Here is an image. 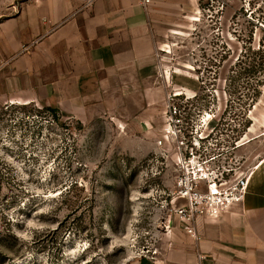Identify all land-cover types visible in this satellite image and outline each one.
Segmentation results:
<instances>
[{
    "label": "rangeland",
    "instance_id": "obj_1",
    "mask_svg": "<svg viewBox=\"0 0 264 264\" xmlns=\"http://www.w3.org/2000/svg\"><path fill=\"white\" fill-rule=\"evenodd\" d=\"M24 1L0 0V19ZM187 1L158 5L171 21L159 26L160 102L118 97L69 113L2 91L0 264L163 259L181 227L168 208L193 142L211 132L244 165L261 154L249 148L264 139V83L254 82L264 76L243 61L260 43L264 52V0Z\"/></svg>",
    "mask_w": 264,
    "mask_h": 264
},
{
    "label": "crops",
    "instance_id": "obj_2",
    "mask_svg": "<svg viewBox=\"0 0 264 264\" xmlns=\"http://www.w3.org/2000/svg\"><path fill=\"white\" fill-rule=\"evenodd\" d=\"M170 1H24L0 19V94L69 113L112 105L118 97L162 101L166 80L157 77V52L165 33L159 26L171 21L158 5ZM176 1L179 9L189 7ZM253 152L261 154L251 161L258 165L241 203L217 217L198 216L196 239L173 228L163 259L133 264H264V139Z\"/></svg>",
    "mask_w": 264,
    "mask_h": 264
},
{
    "label": "built area",
    "instance_id": "obj_3",
    "mask_svg": "<svg viewBox=\"0 0 264 264\" xmlns=\"http://www.w3.org/2000/svg\"><path fill=\"white\" fill-rule=\"evenodd\" d=\"M94 1L85 0L83 6H90ZM142 1L146 5L150 0ZM176 113L174 109L170 116ZM210 135L211 132L199 136L182 155L174 181L176 195L168 208L169 216L175 215L186 234L194 239L198 238V216L217 217L244 200L258 165H244L241 157L231 156L228 147H216L214 141L210 142ZM199 258L205 259V255L200 254Z\"/></svg>",
    "mask_w": 264,
    "mask_h": 264
},
{
    "label": "trees",
    "instance_id": "obj_4",
    "mask_svg": "<svg viewBox=\"0 0 264 264\" xmlns=\"http://www.w3.org/2000/svg\"><path fill=\"white\" fill-rule=\"evenodd\" d=\"M263 46L260 43V46L256 49L253 48V46H250L248 48V51H252V48L254 51L256 52H246V60L243 61L246 64V68L245 70H247L248 72H252V73H263L264 76V52H260L263 48ZM259 50V51H258ZM255 54V55H254ZM259 54V56H257ZM240 59V57H239ZM254 82L256 83V85L259 87L264 83V77L260 76L258 74V76L255 78ZM50 107V106H48ZM51 109H53L54 111V117H57L56 114V110L54 108L51 107Z\"/></svg>",
    "mask_w": 264,
    "mask_h": 264
}]
</instances>
